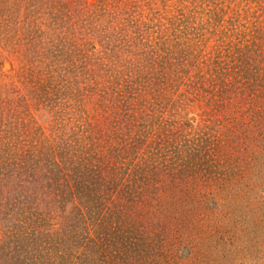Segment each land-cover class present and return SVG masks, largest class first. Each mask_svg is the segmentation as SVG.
<instances>
[{"label": "rangeland", "instance_id": "374dc122", "mask_svg": "<svg viewBox=\"0 0 264 264\" xmlns=\"http://www.w3.org/2000/svg\"><path fill=\"white\" fill-rule=\"evenodd\" d=\"M262 59L264 0H0V264H264Z\"/></svg>", "mask_w": 264, "mask_h": 264}, {"label": "trees", "instance_id": "16d2710c", "mask_svg": "<svg viewBox=\"0 0 264 264\" xmlns=\"http://www.w3.org/2000/svg\"><path fill=\"white\" fill-rule=\"evenodd\" d=\"M124 1V0H123ZM136 8V7H135ZM134 8V9H135ZM110 12H111V10H110ZM142 14L143 13H139V15L140 16H142ZM124 21H127V19H124ZM107 24H109L108 25V29H109V31H112V34H111V38H112V40L114 41H117L118 43H121V41H123V38L122 37H128L129 38V36L127 35V34H129V32L127 33V32H125V29L127 28V25H126V27H124V26H122L121 25V21H119L118 19H115V18H113V17H111V15L108 17V21H107ZM122 30H124L123 32H122ZM57 37V35L54 37V38H56ZM153 37L155 38L154 40H156V41H158V39H161V31L159 32V31H157V30H155L154 31V35H153ZM164 37H162V41H164ZM129 43L134 47L133 49H135V48H137L138 49V46L136 45L137 44V42H135V41H132L131 39H129ZM138 44H140V43H138ZM145 49L147 50V48L145 47ZM263 51V50H262ZM217 53V52H216ZM261 53V52H260ZM145 55V54H144ZM217 57V56H216ZM229 61H230V64H232L234 61L233 60H231V57H229ZM258 62H259V59H258ZM264 62V59H262V62H261V65H262V63ZM213 64L215 65L214 66V70H213V74H212V76L214 77V74H218V73H220V74H218V78H216V80L215 79H213V83H215L220 77H221V80H222V74L221 73H223V68H226V67H223V68H221V71H220V67H219V64H217V61L214 59V62H213ZM227 68L230 70V68H231V66H227ZM259 68H258V65H257V70H258ZM253 77H255V76H253ZM253 80H254V78H252ZM220 81V80H219ZM255 81V80H254ZM216 85H217V82L215 83ZM212 92H214V95L216 94L215 92L216 91H212ZM147 131H148V133H149V131H151L150 129H147ZM137 132H139V131H137V130H135L130 136H128V139H127V142H126V145L127 146H129V147H132V149L133 148H139L140 149V145H139V140H140V138L142 137V136H139V135H137L136 133ZM152 132V131H151ZM151 134V133H150ZM112 138V137H111ZM109 140H111V139H108L107 137H106V135H104V138L102 139V140H99V142H98V144L100 145V146H102L103 147V150H105L106 152H108L109 153V155H108V159H109V157L110 156H114V154H115V158L117 157V154H116V151H117V149L115 148V150L113 149V148H111V149H107V147H105L104 145H101V142H102V144L103 143H105V142H108ZM124 141V140H123ZM122 141V142H123ZM121 142V143H122ZM120 143V144H121ZM103 150H102V148H100V151L101 152H103ZM201 154H202V156L200 155V157H202L201 158V160L199 161V162H194V163H196V165H194V167H196L197 165H199L200 163H203V162H207L208 160H210V159H212L213 157H214V154L213 153H210L209 155H207L206 153H205V151H203V152H201ZM84 156H86V154H84ZM199 157V156H198ZM190 157H188V159H189ZM107 159V161H111V162H113V158H111V159H109L108 160ZM79 161H81L82 162V158H79ZM216 161H214V163H215ZM79 164V163H78ZM216 164V163H215ZM81 166H82V164H81ZM73 167H75V164L74 165H71V168H73ZM83 168H82V170L81 171H79L78 170V172H75V174H74V176H73V178H70V179H72L75 183H77V185L78 186H80L81 188H82V186H84V185H86V187H87V184H88V179H89V172L91 171V169H92V167H91V169L89 170H87L86 168H84V166H82ZM74 169V168H73ZM73 169H70V171L72 172L73 171ZM70 171L68 172V174L70 173ZM72 174H73V172H72ZM107 179V178H106ZM111 179L113 180V178H112V176H111ZM131 180V176L129 177V181ZM131 181H133V180H131ZM104 182H105V180H104ZM127 182H128V178H127ZM134 182V181H133ZM105 185L106 184H104L103 185V188L105 187Z\"/></svg>", "mask_w": 264, "mask_h": 264}]
</instances>
